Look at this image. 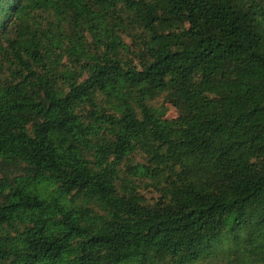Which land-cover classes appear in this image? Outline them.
I'll return each instance as SVG.
<instances>
[{"label":"trees","instance_id":"trees-1","mask_svg":"<svg viewBox=\"0 0 264 264\" xmlns=\"http://www.w3.org/2000/svg\"><path fill=\"white\" fill-rule=\"evenodd\" d=\"M0 264H264V0H0Z\"/></svg>","mask_w":264,"mask_h":264},{"label":"rangeland","instance_id":"rangeland-1","mask_svg":"<svg viewBox=\"0 0 264 264\" xmlns=\"http://www.w3.org/2000/svg\"><path fill=\"white\" fill-rule=\"evenodd\" d=\"M170 117H172V116H175V112L174 111H172L171 113H170V115H169Z\"/></svg>","mask_w":264,"mask_h":264}]
</instances>
